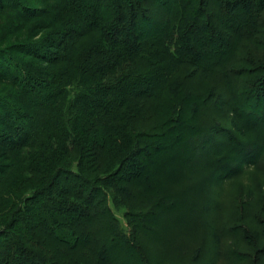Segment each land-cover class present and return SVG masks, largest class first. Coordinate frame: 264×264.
<instances>
[{"label": "trees", "instance_id": "1", "mask_svg": "<svg viewBox=\"0 0 264 264\" xmlns=\"http://www.w3.org/2000/svg\"><path fill=\"white\" fill-rule=\"evenodd\" d=\"M19 1L0 9L41 15ZM213 1L57 0L20 48L46 69L1 52L0 264H162L148 238L180 210L216 239L188 264L219 261L214 178L264 152V0ZM236 209L230 238L256 251L241 264H264V193Z\"/></svg>", "mask_w": 264, "mask_h": 264}, {"label": "rangeland", "instance_id": "2", "mask_svg": "<svg viewBox=\"0 0 264 264\" xmlns=\"http://www.w3.org/2000/svg\"><path fill=\"white\" fill-rule=\"evenodd\" d=\"M2 1L4 3H13L15 0H0V3H2ZM211 1L212 3L214 2L213 0ZM19 2L32 6V10L29 11H34L36 14L41 13L42 11V13L41 15H38L37 18L29 21L26 24V22H21V20L18 18V9H0V54H2L1 52L7 51V54L15 56L16 59H20L24 64L32 62L35 67L46 69L47 65L36 62L31 58L23 57V53L20 52V48H22L21 45H23L24 42L40 41L41 39H43V37L46 36V34H48V32L51 31V28L45 30V32H43V30L39 31L37 27L41 22H45V20L48 19L46 18L45 10L49 15H52L56 12V9L51 7L58 4V2L57 0H21ZM27 14L31 16L32 12H27ZM13 23L19 25V30L22 31V29H25V33H27V31L28 33H31L32 37L29 40L22 39L21 37H19L20 33L15 34V31L10 32L11 30H9V27H12ZM156 31L157 28L152 33H155ZM28 33L26 35H28ZM241 54L242 52H239L237 54V57L240 58ZM238 64L240 63L238 62ZM4 73L5 72H2L0 75V96L6 97L7 95H9V93L15 92L16 89L9 83V81L1 79L6 77V74ZM240 80L242 82V79ZM241 86V83H235L236 89H239ZM164 106L165 104L158 105L160 109L164 108ZM5 115L6 114L3 112L2 106H0V120L3 116L5 118ZM245 117H247V115ZM248 118L252 119L251 116H248ZM221 138L223 140L225 139L223 136ZM206 149L209 150V148ZM206 149H200L197 159L203 161V152L206 151ZM257 157L259 158L258 160L253 163L246 164L241 170V173H239L235 177H228V175H226L227 177L224 176L218 178L219 176H215L214 178L215 182L218 179L221 180L222 178V181L214 189L215 192H218V194L220 195L221 207L217 212V216L213 226L218 229V234L221 235L220 240L222 241V244L220 245L222 253L221 255L215 257V260H219L215 261V264H228V261L226 259L228 258V256L231 259L232 264H241V261H243V259L247 257H253L256 252L252 250L248 244L241 243L240 247H236L233 239L230 238L231 235L228 231V227L242 221L241 216L240 218H238L242 209L237 210L236 208H238V205L243 204L244 200L249 196L250 190H252L254 196L257 198L264 193V161L262 163L259 162L260 159L264 160V152ZM163 158L164 157L160 155L159 152H154L153 162L158 163ZM235 174L236 173L232 174L231 176H234ZM159 182L163 188H169V185L171 183L174 184V186L177 188L178 185L181 184L180 182H182L181 174H169L160 176ZM139 189H141L140 186L137 190ZM233 211L238 213L239 215L234 216ZM117 214L124 224L129 222L130 219L128 216L126 217L125 209L117 211ZM187 215L188 212L180 210L178 213V216L180 217L176 221H168L165 223L163 221V223L159 225L161 227V230L157 231L156 235H153V237L148 238V240H150V256L154 261L160 260L162 264H169V262H174V264H188L192 259L193 248L200 244L203 246L200 256L202 259H204L209 255V253L212 252L207 248L210 247L212 249V242L216 239H213L212 235L207 231V229L196 228V226H193L194 224L191 221L188 222L189 218ZM180 220L183 221L180 222ZM233 248L239 250L238 253L234 252ZM113 251L118 257H122L125 255V253L120 248Z\"/></svg>", "mask_w": 264, "mask_h": 264}]
</instances>
